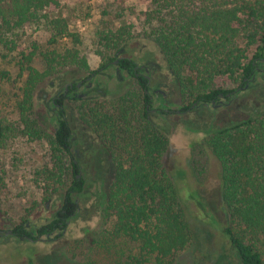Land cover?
I'll use <instances>...</instances> for the list:
<instances>
[{
  "label": "trees",
  "instance_id": "obj_1",
  "mask_svg": "<svg viewBox=\"0 0 264 264\" xmlns=\"http://www.w3.org/2000/svg\"><path fill=\"white\" fill-rule=\"evenodd\" d=\"M147 3L138 18L151 29L150 34L169 68L180 76L183 93L191 103L217 101L219 94L225 95L255 76L256 67L264 59V0ZM59 7L57 0H0V33H14L33 25H43L47 33L45 49L34 43L32 51L18 52L19 69L26 77L16 106L20 132L30 140L43 137L32 111L38 84L47 77L64 76L63 71L69 67L89 68L78 49L52 48L66 38L79 43L78 34L71 32L59 16ZM110 22L97 35V54L105 61L102 66L114 59L112 52L119 50L131 34L129 25L113 29ZM35 57L41 59L42 70L32 65ZM223 79L234 88L220 87ZM138 95L130 98L127 93L122 97L117 117L106 113L102 106L87 107L83 117L89 127L118 144L114 172L105 180L102 208L112 218L111 235L133 247L126 249L125 258L117 264H177V255L191 245L193 232L174 181L162 163L168 140L147 120V100L142 92ZM135 110L139 112L137 122L132 118ZM58 121L56 134L45 136L53 166L36 174L44 176L49 188L53 184L61 188L66 175H73L61 209L38 230L40 234L59 231L60 236L75 210L73 194L82 190L84 181L73 172L78 165L71 159L67 165L63 158L73 155V127L62 114ZM11 130L0 123V141ZM205 132L209 135L208 147L221 165L222 199L234 223L221 224V234L236 256V264H264L262 252L244 240L250 235L264 249V109L239 122L209 126ZM117 134L123 136L118 142ZM25 223L14 227L19 236L28 235Z\"/></svg>",
  "mask_w": 264,
  "mask_h": 264
},
{
  "label": "rangeland",
  "instance_id": "obj_2",
  "mask_svg": "<svg viewBox=\"0 0 264 264\" xmlns=\"http://www.w3.org/2000/svg\"><path fill=\"white\" fill-rule=\"evenodd\" d=\"M57 1L60 6L59 16L66 20L71 32L78 34L79 43L73 44L66 38L52 48L61 50L74 47L80 51L81 56L86 57L89 65L88 70L78 67L66 68L63 74L76 72L81 76L105 64L101 55L97 54L96 42L97 35L109 21L113 29H118L124 23L130 26V37L121 44L120 49L128 47L130 52L137 50L134 53L139 58L155 53L159 63L168 64L165 55L150 34L151 29L144 26L142 20L138 18L140 11L145 10L148 5L147 0ZM46 36L43 25L26 26L14 33L5 31L0 33V123L12 129L10 132L7 131L0 141L1 230L12 229L26 221L36 225L50 221L54 210L60 209L65 188L73 177L69 173L61 188H55L57 186L54 184L49 188L48 183L43 180L44 176L36 174L41 169L52 167L54 163L48 139L45 137L51 133L43 122L44 115L39 103V91L46 86L51 77L39 83L33 95V117L38 121L43 137L30 140L29 136L20 132L19 111L16 105L22 98L21 89L26 74L20 72L18 52L32 51L34 43L45 49L48 47ZM14 44L16 48L13 50ZM115 52L113 51L112 55ZM32 65L37 69H43V63L38 57L33 59ZM111 72L112 70L108 71ZM162 73L163 78L168 75L165 70ZM174 75L180 77L178 73ZM169 79L171 80V77ZM99 80L104 84L106 77L102 75ZM130 85L131 80H127V83L120 86H112L113 90L109 94L94 93L87 100L66 102L70 121L72 125L78 127L76 131L80 132L81 129L90 131L89 137L90 135L95 137V140L101 141L110 151L112 173L114 158L119 155L116 150L118 144L106 139L101 131L89 127L83 117L87 107L100 106L106 113H115L117 117L122 97L127 93L131 95L130 98L134 95L139 96L138 88ZM219 86L234 88V84L227 79L220 81ZM260 92H264V81L242 97L248 98V95L255 97L256 103L262 104L264 101L259 95ZM180 95L183 101L190 102V98L183 93L182 85ZM246 106L245 103L239 104V108ZM243 111L198 108L193 110V123L187 130L180 126L163 132L168 144L162 155V163L174 181L194 238L191 245L177 255V264L237 263L233 250L219 229L221 224L232 225L233 220L222 199L220 162L208 147V133L203 131L209 126L222 127L227 119H242L246 117ZM132 118L137 122L139 118L137 110ZM122 138V135L117 134V142ZM63 158L68 165L70 158L65 156ZM81 167L84 169L81 176L89 178L92 174L91 163H82ZM111 230L112 218L102 210L93 220L73 223L63 234L50 241H46L45 236H42V241L33 242L0 238V264H117L125 258L126 249L133 247L126 246L124 240L113 237ZM244 240L262 252L264 261L261 242L250 235L244 236ZM118 256L121 259L117 258Z\"/></svg>",
  "mask_w": 264,
  "mask_h": 264
},
{
  "label": "flooded vegetation",
  "instance_id": "obj_3",
  "mask_svg": "<svg viewBox=\"0 0 264 264\" xmlns=\"http://www.w3.org/2000/svg\"><path fill=\"white\" fill-rule=\"evenodd\" d=\"M127 48L117 50L113 54L114 59L105 66H100L81 76L73 72L64 74L62 77H51L52 79L47 81L46 86L40 89L39 103L45 116H42L43 122L52 135H55L58 129L59 114H62V118L71 123L69 111L66 107L68 100H87L94 93L100 95L109 94L113 90L112 86H120L123 83H127V80H131V85L136 86L138 93L142 92V95L147 100L145 107L147 120L156 127H154L155 129L163 132H169V130L180 126L187 130L193 123V110L198 108L227 109L229 112L234 109L244 110L246 117L235 120L227 119L224 122L225 125L230 122L245 120L256 111L264 109V102L257 104L255 97H250L249 95L248 98L242 97L264 81V59L256 67L255 76L246 82L245 85L239 86L225 95L219 94L218 100L211 103H190L183 101L181 98V81L174 75L175 73L169 68L168 64L162 65L159 63L155 58V53L139 58L135 56L137 50L130 52ZM126 59L131 60L130 63ZM130 66H132L131 70H129ZM110 70L112 72L108 73ZM163 70L168 72V75L164 78ZM102 75L106 77L104 84L99 80ZM169 77H171V80ZM141 83L145 85V88L141 86ZM131 85L130 87H133ZM259 95L264 101V92H260ZM243 103L247 106L239 108V104ZM71 126L73 127L75 145L70 159L78 165L77 171L74 170L73 172L84 183L82 190L73 194L75 210L71 217L67 219V225L63 233L71 224L78 223L81 220H93L101 213L103 210V191L107 188L105 180L110 177L112 162L110 160V151L105 148L101 141L95 140V137L91 135L89 137L90 131L81 129L78 132L76 131L78 129L77 126L72 125V123ZM203 132H205V129ZM82 163H91L92 174H90L89 178H86L85 175L81 176L84 170L81 167ZM63 199L64 197L62 198L60 209L63 205ZM58 211L59 209L54 210L53 216ZM43 225H36L26 221L24 229L33 238L45 236L44 239L46 241L53 240L59 236V231L51 234L38 233V230ZM12 230L15 234L5 236L7 230L0 229V238L4 240L8 238L19 239V234L14 231V227Z\"/></svg>",
  "mask_w": 264,
  "mask_h": 264
},
{
  "label": "water",
  "instance_id": "obj_4",
  "mask_svg": "<svg viewBox=\"0 0 264 264\" xmlns=\"http://www.w3.org/2000/svg\"><path fill=\"white\" fill-rule=\"evenodd\" d=\"M12 234H15L13 232L12 229H8L6 232H5V236L6 235H12ZM18 238L20 240H28V241H42L43 239L41 237H38V238H33L32 236H29V235H21V236H18Z\"/></svg>",
  "mask_w": 264,
  "mask_h": 264
}]
</instances>
